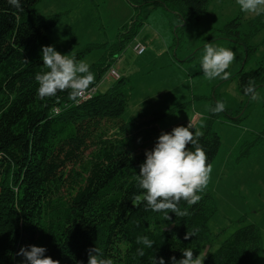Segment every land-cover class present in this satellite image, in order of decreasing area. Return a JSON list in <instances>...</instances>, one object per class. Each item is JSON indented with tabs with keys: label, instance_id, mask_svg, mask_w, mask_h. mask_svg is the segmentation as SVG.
Returning <instances> with one entry per match:
<instances>
[{
	"label": "trees",
	"instance_id": "1",
	"mask_svg": "<svg viewBox=\"0 0 264 264\" xmlns=\"http://www.w3.org/2000/svg\"><path fill=\"white\" fill-rule=\"evenodd\" d=\"M39 1L20 0L15 7L0 0V264H28L18 253L31 245L45 247L44 255L60 264H87L88 250L94 246L113 264H151L152 255L171 264L169 258L181 259L186 248L199 254L200 245L215 236L208 221L216 209L206 188L197 193L202 197L198 203L181 201L187 215L169 213L170 219H165L163 212L146 210L144 190L134 179L145 150L154 147L158 136L189 122L163 131L156 125L160 115H140L126 123L122 114L130 86L123 76L80 103L68 99L70 90L41 100L35 75L47 69L36 50L47 43L60 16L39 18L34 11ZM127 1L135 14L108 56L90 66L95 76L90 86L111 66L110 55L132 41L149 10L162 6L182 21H198L210 0ZM263 26L264 13L250 18L241 31L238 16L218 35L242 44L247 60L255 49L249 41ZM215 36L213 32L209 38ZM90 49L84 45L68 55L80 60ZM250 81L256 89L264 87L263 65L237 72L242 95ZM216 116L208 113L200 139L210 164L220 146V136L211 128ZM166 223L170 227L160 230ZM193 231L186 240L185 233ZM141 235L155 242L142 257L136 253L144 247L136 242ZM261 253L258 226L244 223L207 254L203 264H256Z\"/></svg>",
	"mask_w": 264,
	"mask_h": 264
},
{
	"label": "rangeland",
	"instance_id": "2",
	"mask_svg": "<svg viewBox=\"0 0 264 264\" xmlns=\"http://www.w3.org/2000/svg\"><path fill=\"white\" fill-rule=\"evenodd\" d=\"M39 18L58 14L46 44L61 54H69L84 45L89 52L80 60L95 65L112 50L118 33L135 14L127 0H41L34 6ZM240 17L241 31L255 16L241 11L237 0H210L207 11L198 21H182L174 12L162 6L146 13L132 41L113 59L109 68L126 77L130 86L124 105L123 120L136 116L160 115L156 125L163 131L181 122L204 123L210 107L217 101L225 110L216 113L211 128L220 136V146L213 159L212 172L206 190L210 193L215 213L208 227L215 234L211 241L200 245L199 254L215 250L237 227L256 224L262 242V253L256 264H264V87L256 90L259 102L242 95L237 88V72L264 67V26L249 41L255 47L247 60L245 48L232 39L219 37L218 30L229 20ZM214 39H210L211 33ZM139 43L144 51L137 54L133 46ZM226 47L235 52V60L226 70L227 79L209 80L200 66L204 45ZM106 70L96 83L98 92L113 82ZM171 223L160 225V230Z\"/></svg>",
	"mask_w": 264,
	"mask_h": 264
},
{
	"label": "clouds",
	"instance_id": "3",
	"mask_svg": "<svg viewBox=\"0 0 264 264\" xmlns=\"http://www.w3.org/2000/svg\"><path fill=\"white\" fill-rule=\"evenodd\" d=\"M9 3L20 7V0H9ZM237 3L243 12L255 15L264 13V0H237ZM42 60L47 71L35 75L39 84L37 95L41 100L66 90H70L68 99L73 102L86 96L89 86L95 80L87 61L78 60L75 55L61 54L52 45L42 46ZM234 60L233 50L206 43L200 66L209 80L227 79L230 73L226 70ZM25 63L30 62L25 60ZM244 94L252 101L261 100L255 84L251 81L244 87ZM208 110L220 113L225 110V105L217 101L215 107ZM203 127V123L197 127L192 121L187 126H176L171 132H162L154 147L145 150V159L139 165V173L134 179L137 187L144 190L142 200L146 204V210L163 212L165 219H170L169 213L183 217L188 213L186 209L181 210V201L194 205L201 200V195L197 193L207 187L212 172V165L206 163L208 157L200 143L204 135ZM189 144L191 149L187 148ZM193 235L195 231L186 232L184 238L187 240ZM136 242L144 246L136 250L141 257L145 254V248L151 249L155 243L147 235L137 236ZM45 252V247L31 245L21 248L18 254L28 264H60L59 260L44 255ZM182 254L179 260L175 256L170 257L171 264H203L205 259V255L194 254L190 248L184 249ZM87 264H113V261L102 258L99 249L94 246L88 250ZM151 264H165V260L152 255Z\"/></svg>",
	"mask_w": 264,
	"mask_h": 264
},
{
	"label": "built area",
	"instance_id": "4",
	"mask_svg": "<svg viewBox=\"0 0 264 264\" xmlns=\"http://www.w3.org/2000/svg\"><path fill=\"white\" fill-rule=\"evenodd\" d=\"M133 50L137 53V54H141L143 51H144V48L143 46H141L139 43H136L134 46H133ZM108 74L113 77L114 79H117L119 78V74L118 72L114 69V68H108ZM97 87L96 85H92V86H89V89L86 93V96L83 98V99H79L78 102L76 103H80L82 101H85L87 99H90L92 96H94L96 93H97Z\"/></svg>",
	"mask_w": 264,
	"mask_h": 264
},
{
	"label": "crops",
	"instance_id": "5",
	"mask_svg": "<svg viewBox=\"0 0 264 264\" xmlns=\"http://www.w3.org/2000/svg\"><path fill=\"white\" fill-rule=\"evenodd\" d=\"M143 53V52H142ZM189 122V121H188Z\"/></svg>",
	"mask_w": 264,
	"mask_h": 264
}]
</instances>
